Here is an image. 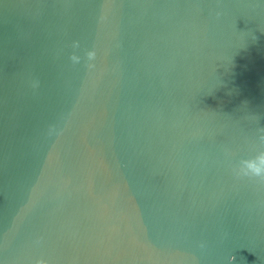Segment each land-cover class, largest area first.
Segmentation results:
<instances>
[{"label": "water", "instance_id": "water-1", "mask_svg": "<svg viewBox=\"0 0 264 264\" xmlns=\"http://www.w3.org/2000/svg\"><path fill=\"white\" fill-rule=\"evenodd\" d=\"M0 264H264V0H0Z\"/></svg>", "mask_w": 264, "mask_h": 264}, {"label": "clouds", "instance_id": "clouds-1", "mask_svg": "<svg viewBox=\"0 0 264 264\" xmlns=\"http://www.w3.org/2000/svg\"><path fill=\"white\" fill-rule=\"evenodd\" d=\"M88 58H89V60L94 59L95 58V52L94 51H90L88 53ZM89 67H91V65H89ZM257 175H259V170H257Z\"/></svg>", "mask_w": 264, "mask_h": 264}]
</instances>
